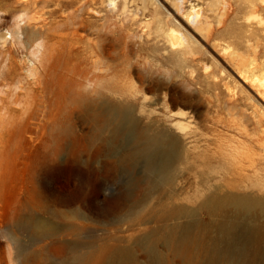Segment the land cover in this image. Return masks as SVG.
<instances>
[{"label":"rangeland","instance_id":"obj_1","mask_svg":"<svg viewBox=\"0 0 264 264\" xmlns=\"http://www.w3.org/2000/svg\"><path fill=\"white\" fill-rule=\"evenodd\" d=\"M177 1L0 0V264H74L75 254L105 264L110 247L147 228L123 224L143 194L141 162L111 163L134 140L95 131L77 100L130 107L140 126H154L142 106L160 120L200 106L241 129L244 115L264 121V102L239 76L242 60L264 69V0ZM34 187L70 205L30 207Z\"/></svg>","mask_w":264,"mask_h":264},{"label":"bare ground","instance_id":"obj_2","mask_svg":"<svg viewBox=\"0 0 264 264\" xmlns=\"http://www.w3.org/2000/svg\"><path fill=\"white\" fill-rule=\"evenodd\" d=\"M180 6L178 0L176 7ZM185 16L197 19L194 10ZM100 49L108 52L106 47ZM242 62L240 70L237 67L240 78L264 102V69L256 57ZM77 103L95 131H107L111 137L127 134L134 140V150L126 158L111 162L115 169L130 160L141 162V183L137 180V185L143 186V194L129 199L122 209L123 224L136 227L140 222L147 228L122 247H110L105 264H264L262 118L244 115L241 129L203 112L200 106L172 111L165 120L153 118L142 106L138 114L154 125L151 127L140 126L131 108L122 104L103 98L98 104ZM218 127L238 131V137L227 138ZM54 159V154L44 157L41 164L47 166L44 162ZM72 162L83 163L79 157ZM40 190L34 187L28 194V206H42L45 200L47 211L56 214L58 207L70 205V199L53 188L52 195L58 197L52 203ZM155 193L158 197L152 201ZM26 228L34 231L30 224ZM87 258L75 254L73 262L84 264Z\"/></svg>","mask_w":264,"mask_h":264}]
</instances>
